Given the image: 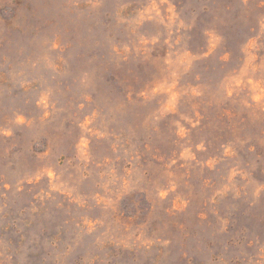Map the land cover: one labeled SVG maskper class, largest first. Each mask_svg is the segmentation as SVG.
Wrapping results in <instances>:
<instances>
[{
    "label": "rangeland",
    "instance_id": "1",
    "mask_svg": "<svg viewBox=\"0 0 264 264\" xmlns=\"http://www.w3.org/2000/svg\"><path fill=\"white\" fill-rule=\"evenodd\" d=\"M0 264H264V0H0Z\"/></svg>",
    "mask_w": 264,
    "mask_h": 264
}]
</instances>
